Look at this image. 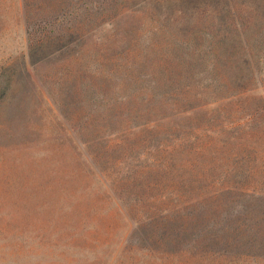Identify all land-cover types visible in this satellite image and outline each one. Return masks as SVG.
Masks as SVG:
<instances>
[{"label": "rangeland", "instance_id": "374dc122", "mask_svg": "<svg viewBox=\"0 0 264 264\" xmlns=\"http://www.w3.org/2000/svg\"><path fill=\"white\" fill-rule=\"evenodd\" d=\"M261 36L264 0H0V264H264Z\"/></svg>", "mask_w": 264, "mask_h": 264}, {"label": "trees", "instance_id": "16d2710c", "mask_svg": "<svg viewBox=\"0 0 264 264\" xmlns=\"http://www.w3.org/2000/svg\"><path fill=\"white\" fill-rule=\"evenodd\" d=\"M230 17H234V12L229 11ZM249 52V58L246 60L247 63H249V68L251 70L254 69V65L257 64L258 67H261V63L264 60V36H261L258 39V42H255L253 46H250L248 49ZM254 73H252V76ZM253 88H247L246 90L242 91L243 93L252 90ZM241 92V93H242Z\"/></svg>", "mask_w": 264, "mask_h": 264}]
</instances>
